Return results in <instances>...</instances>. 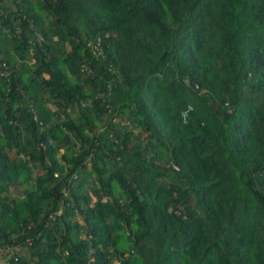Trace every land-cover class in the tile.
<instances>
[{"label": "trees", "instance_id": "16d2710c", "mask_svg": "<svg viewBox=\"0 0 264 264\" xmlns=\"http://www.w3.org/2000/svg\"><path fill=\"white\" fill-rule=\"evenodd\" d=\"M0 264H264V0H0Z\"/></svg>", "mask_w": 264, "mask_h": 264}, {"label": "rangeland", "instance_id": "374dc122", "mask_svg": "<svg viewBox=\"0 0 264 264\" xmlns=\"http://www.w3.org/2000/svg\"><path fill=\"white\" fill-rule=\"evenodd\" d=\"M63 147H61L62 149ZM13 193L15 194H21L22 193V186L20 184H13L12 186Z\"/></svg>", "mask_w": 264, "mask_h": 264}, {"label": "built area", "instance_id": "2783aa9c", "mask_svg": "<svg viewBox=\"0 0 264 264\" xmlns=\"http://www.w3.org/2000/svg\"><path fill=\"white\" fill-rule=\"evenodd\" d=\"M186 112H187V110L185 109V110L183 111V114H186Z\"/></svg>", "mask_w": 264, "mask_h": 264}]
</instances>
